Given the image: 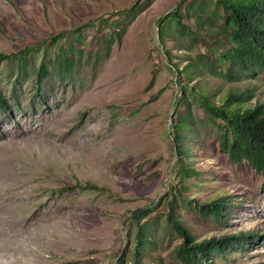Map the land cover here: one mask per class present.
I'll return each instance as SVG.
<instances>
[{
	"label": "rangeland",
	"instance_id": "rangeland-1",
	"mask_svg": "<svg viewBox=\"0 0 264 264\" xmlns=\"http://www.w3.org/2000/svg\"><path fill=\"white\" fill-rule=\"evenodd\" d=\"M221 17L217 0H0V55L30 61L25 78L0 60V264H134L147 208L141 264H182L172 201L195 242L247 237L209 262L264 264V178L220 151L201 106L230 91L264 103L263 74L229 82L198 66L225 43ZM63 49L80 61L60 76ZM219 198L221 221L198 211Z\"/></svg>",
	"mask_w": 264,
	"mask_h": 264
},
{
	"label": "trees",
	"instance_id": "trees-1",
	"mask_svg": "<svg viewBox=\"0 0 264 264\" xmlns=\"http://www.w3.org/2000/svg\"><path fill=\"white\" fill-rule=\"evenodd\" d=\"M217 5L222 11L221 30L224 33L225 43H213L210 47L214 55H199L197 57L200 62L198 66H202L212 76L221 77L229 82L264 75V0H217ZM173 15L179 17V27L184 28L180 21V14L175 12ZM123 32L120 31L118 36L121 37ZM78 40L84 41L81 35ZM112 42L113 37L111 36L107 40L108 47ZM27 52L28 50H23L19 54L0 55V60L16 58L21 75L28 78L30 61ZM55 60L53 67L60 76L72 74L78 60L80 61L73 49L71 51L63 49L57 54ZM51 63V59L45 55L38 67L37 78L44 80L50 75ZM190 66L192 64L187 65V67ZM252 97L245 92L230 91L218 104L207 97L202 98L201 106L207 116L206 120L217 127L220 151L226 154L233 164L247 162L264 178V103H257L252 107L246 106V102ZM0 105H2L1 97ZM187 105L190 108L191 103L187 102ZM188 115L179 119L172 127L175 130L187 127ZM181 168L184 169L183 166ZM184 174L186 177H191L195 171L184 169ZM173 202L170 203L171 211L167 222L176 236L183 240L177 248V255L182 264H214L209 262L211 255L225 253L233 247L240 248V244L247 239L243 235H223L217 239L195 242L189 228L172 213ZM196 205L202 215L211 216L219 221L223 219L226 211L222 198L210 203H196ZM152 211L151 208L135 211V217L142 223H139L137 232V245L133 255L134 264H141L142 254L149 243L150 226L146 218ZM121 264H125L124 258L121 259Z\"/></svg>",
	"mask_w": 264,
	"mask_h": 264
}]
</instances>
